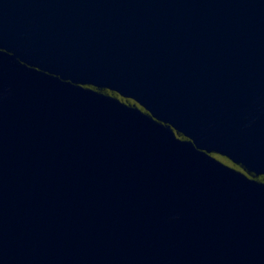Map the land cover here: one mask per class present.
<instances>
[{"label": "water", "instance_id": "obj_1", "mask_svg": "<svg viewBox=\"0 0 264 264\" xmlns=\"http://www.w3.org/2000/svg\"><path fill=\"white\" fill-rule=\"evenodd\" d=\"M0 264H264V0H0Z\"/></svg>", "mask_w": 264, "mask_h": 264}]
</instances>
